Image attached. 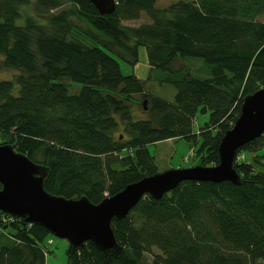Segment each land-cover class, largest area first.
<instances>
[{
	"label": "trees",
	"instance_id": "trees-1",
	"mask_svg": "<svg viewBox=\"0 0 264 264\" xmlns=\"http://www.w3.org/2000/svg\"><path fill=\"white\" fill-rule=\"evenodd\" d=\"M66 1L71 7L51 12L65 0H0V68L18 70L0 78V143L46 165L50 193L92 202L157 171L147 143L184 137L198 142L197 163H216L242 96L264 85V21L256 18L264 0H115L102 14L89 0ZM141 11L149 21L123 22ZM71 15L127 51L131 64L143 45L149 68L168 70L172 100L121 73L108 41L66 36L76 28ZM177 56L201 58L209 74L171 69ZM134 93L146 98L145 116L127 104ZM206 110L193 131L195 113ZM244 151L250 158L232 163L238 183L184 179L157 199L145 194L110 219L117 254L84 240L65 264H264V131L235 150ZM0 229V264H49L44 226L16 216Z\"/></svg>",
	"mask_w": 264,
	"mask_h": 264
},
{
	"label": "water",
	"instance_id": "water-1",
	"mask_svg": "<svg viewBox=\"0 0 264 264\" xmlns=\"http://www.w3.org/2000/svg\"><path fill=\"white\" fill-rule=\"evenodd\" d=\"M98 13H109L115 0H89ZM145 108V98L141 100ZM264 131V85L244 94L239 112L223 131L216 145L214 164L195 163L142 175L116 192L92 202L84 195L65 197L50 193L42 185L48 167L28 158L9 143H0V210L44 226L49 233L67 240L66 253L90 240L111 254L120 251L110 219L123 217L145 194L157 199L184 179L239 182L233 167L237 147Z\"/></svg>",
	"mask_w": 264,
	"mask_h": 264
},
{
	"label": "rangeland",
	"instance_id": "rangeland-1",
	"mask_svg": "<svg viewBox=\"0 0 264 264\" xmlns=\"http://www.w3.org/2000/svg\"><path fill=\"white\" fill-rule=\"evenodd\" d=\"M171 1L174 0H155V5L163 6ZM63 7H71V2L65 0V2L61 6L52 9L51 12H54ZM20 9L23 15L25 13H32V2L22 4L20 6ZM70 18L76 28L74 29L72 34L67 33L66 36L70 38V36L74 35L75 37H78L85 42H92L94 39L99 42L108 41L109 48L111 49L113 54L115 53L114 55L116 56L119 63L121 73H134L143 81L144 91L159 95L170 101L172 100L174 87L169 81L165 79V77L169 76L168 70L163 71L156 68L150 69L149 64L147 63L145 47L143 45H138L137 60L133 64H131L129 62L132 60V56L127 51L121 49L113 42H110L107 36L102 35L100 32L92 29L85 21L81 20L80 18H77L73 15H71ZM256 18L258 20L264 21V12L257 14ZM147 21H149V19L143 11H141L140 15L135 19L123 20V22L127 24H138ZM92 35L94 36V38L92 37ZM170 68H181L183 69V71L187 68L192 75L198 77H204L209 74V65L203 62L201 58L195 56H177L171 63ZM16 72H18V70L14 67H2L0 68V78L12 77ZM77 87L78 85L70 83L69 91H76ZM142 99L143 98L139 93H134L131 95L130 99L127 100V104L134 116L146 115L144 109L140 104ZM207 117V110L204 112L197 111L193 117L192 130L196 131L198 124H202L203 121L207 119ZM118 131L120 133L123 132L122 130H117L115 131V133ZM197 145L198 142L193 143L191 140H188L184 137L176 136L147 143L146 147L153 156L156 170L161 171L166 168L186 167L197 163L198 160L195 153L191 155V147L195 149ZM243 155L244 158H250L252 153L247 154V152L244 151ZM254 166L256 167L255 164ZM6 230L7 229H2V231ZM47 238L50 239L48 245L51 249V252L47 256V261L49 262V264H65L66 248L68 244L67 240L65 238L54 236L52 234ZM153 250L156 251V249Z\"/></svg>",
	"mask_w": 264,
	"mask_h": 264
},
{
	"label": "built area",
	"instance_id": "built-area-1",
	"mask_svg": "<svg viewBox=\"0 0 264 264\" xmlns=\"http://www.w3.org/2000/svg\"><path fill=\"white\" fill-rule=\"evenodd\" d=\"M14 217H16L15 215L6 213V212H1L0 211V221L1 222H6V221H11L14 219ZM28 224H30V222H27ZM50 242V239H47L46 241V245H48V243Z\"/></svg>",
	"mask_w": 264,
	"mask_h": 264
}]
</instances>
